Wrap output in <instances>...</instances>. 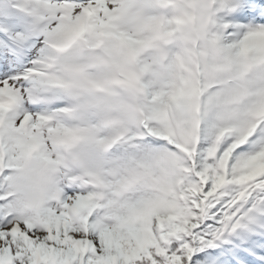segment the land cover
Here are the masks:
<instances>
[{
    "label": "snow or ice",
    "instance_id": "obj_1",
    "mask_svg": "<svg viewBox=\"0 0 264 264\" xmlns=\"http://www.w3.org/2000/svg\"><path fill=\"white\" fill-rule=\"evenodd\" d=\"M0 264H264V0H0Z\"/></svg>",
    "mask_w": 264,
    "mask_h": 264
}]
</instances>
